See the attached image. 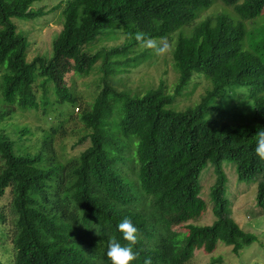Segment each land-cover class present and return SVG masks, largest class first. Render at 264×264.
<instances>
[{
  "label": "trees",
  "instance_id": "16d2710c",
  "mask_svg": "<svg viewBox=\"0 0 264 264\" xmlns=\"http://www.w3.org/2000/svg\"><path fill=\"white\" fill-rule=\"evenodd\" d=\"M42 1L0 0L2 101L11 112L38 110L35 88L40 86L41 115L66 102L72 111L69 120L48 127L34 154L18 147L27 129L17 140L0 129V200L8 198L12 216L11 264H111L106 255L109 238L125 243L117 227L125 217L141 234L133 264H144L149 257L152 264H185L195 250L210 253L222 243L236 253L253 242L232 218L221 164L232 162L241 181L257 180L255 201L264 218V161L255 152V135L264 129V0H68L58 7L62 28L51 56L27 62V41L12 20L41 16L32 5ZM215 1L231 7L241 21L262 18L259 40L245 49L243 23L218 14L195 26L190 36L178 37L171 55L178 73L172 96L163 82L144 94L136 91L135 97L116 91L118 85L110 78L150 57L139 52L135 33L167 39ZM109 39L121 44L85 52ZM61 62L71 64L79 76L100 64L96 69L102 83L91 103L58 85L54 71ZM194 74L210 82L199 103L180 112L166 110ZM52 85L54 100L49 98ZM241 86L249 89L251 121L229 123L232 115L224 113L211 118L214 103ZM116 103L122 105L114 112ZM9 113H0V122ZM72 121L82 125L85 136L79 143L87 141L88 147L61 162L53 138L58 132L63 136ZM209 162L215 173L209 193L214 221L188 224L207 208L200 198L199 177ZM6 223L1 206V239L8 236Z\"/></svg>",
  "mask_w": 264,
  "mask_h": 264
},
{
  "label": "rangeland",
  "instance_id": "374dc122",
  "mask_svg": "<svg viewBox=\"0 0 264 264\" xmlns=\"http://www.w3.org/2000/svg\"><path fill=\"white\" fill-rule=\"evenodd\" d=\"M66 1L68 0H44L42 2H37L32 5V9L40 10L43 13L41 16L32 20H12L17 27V32L27 41V62H31L36 56H41L43 58H49L51 56L52 42L62 28V8L60 7L58 9V7ZM218 14L227 15L235 23H243L247 32L243 44L245 49H247V46L249 47L250 44H254L259 40L260 33L263 31L262 18L259 17L252 21H241L231 7L224 5L220 1H215L209 8H201L197 11L196 18L190 26L183 27L169 35L167 41L171 46V51L167 55L157 56L154 52H150V50L139 49L140 53L147 52L150 57L134 67H127L126 73L122 72L110 78L112 83L118 85L116 91L135 97L137 94L136 91H142L144 94L150 89H156L161 82H163L167 94L172 96L173 89L178 82V73L175 71L171 55L178 37L180 35L186 37L190 36L195 26L199 25L207 18L215 17ZM120 44L118 40L109 39L107 41H101L96 45H89L85 49V52L95 54L101 49L119 46ZM99 65L100 64L93 67L88 75L79 76L78 74L74 75L72 73L71 64L61 62L55 69L54 74L58 85L62 86L65 91L71 92L84 102L91 103L102 83V79L100 78L101 74L98 71L99 68L96 69ZM0 69L1 76L4 72V67L0 66ZM209 88L210 82L206 78L199 74H194L184 92L175 98L174 103L167 106L165 109L180 112L187 108L195 107L205 91ZM237 88H231L228 93L220 97L214 103L215 109L210 114L211 118H220V114L224 113L227 114V117L232 115L231 120H226L229 123H249L251 121L253 114L251 102L247 99V95L243 97L238 95L236 91ZM53 92L52 85L49 88L50 100H54L55 98ZM35 93L37 101L39 102L38 110L22 112L13 109L11 112L9 107L3 103L0 91V113L10 112L4 117V121L0 122V129L11 133V137L15 140H17L20 131L27 129L28 133L24 135L23 141H17V143L19 144L18 147L21 152L26 151L31 154L37 151V147L40 146L48 127L60 125V122L69 120L68 117L72 111L71 105L66 102L61 105L53 106L52 109L47 111L46 115H41L43 105L41 102L43 98L42 88L40 86L36 87ZM121 105L122 103L114 104V112L120 108ZM74 112L77 113V110H74ZM64 130L65 133L63 136H60L59 132L56 133L53 138L52 146L55 157L61 162L76 158L88 147L87 141L79 143L80 139L85 136V132L80 123L72 121L65 125ZM135 154L136 142H134V155ZM221 168L224 175L225 198L229 203L232 218L244 232L252 235L255 239L250 244L240 248L236 253H234L232 247H227L222 243H218L214 246L210 253L205 252L203 249L195 250L193 256H191L189 261L185 264H211L212 261H216L214 264H264V218L255 201L257 180H239L236 167L230 161H224L221 164ZM124 170L126 171V169ZM121 175L127 183L132 185L125 172ZM214 182L215 173L212 164L209 162L199 177L201 186L200 198L206 203L207 208L197 220L189 221L188 224L203 226L211 225L214 221V217L211 213L212 202L209 196L210 189ZM132 188L134 190L133 185ZM1 206H3L4 213L7 216L5 228L8 236L6 239H1L0 237V260L5 264H11L13 248L11 244L12 224L10 220L12 216L10 215L7 197L0 200V207Z\"/></svg>",
  "mask_w": 264,
  "mask_h": 264
},
{
  "label": "clouds",
  "instance_id": "9594fccd",
  "mask_svg": "<svg viewBox=\"0 0 264 264\" xmlns=\"http://www.w3.org/2000/svg\"><path fill=\"white\" fill-rule=\"evenodd\" d=\"M134 38L140 50H151L157 56L167 55L171 51V46L164 37L157 40L144 32H137ZM236 91L241 97L248 93V89L244 86L237 88ZM255 136L257 141L256 155L264 161V129H260ZM117 227L125 243L122 244L115 236L110 237L106 253L107 258L111 261V264H133L139 255L134 251V247L141 240L140 231L128 217H125ZM144 264H152L151 258H146Z\"/></svg>",
  "mask_w": 264,
  "mask_h": 264
}]
</instances>
